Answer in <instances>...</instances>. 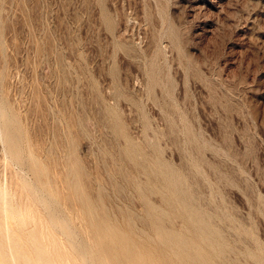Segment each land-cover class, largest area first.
<instances>
[{"label":"rangeland","instance_id":"374dc122","mask_svg":"<svg viewBox=\"0 0 264 264\" xmlns=\"http://www.w3.org/2000/svg\"><path fill=\"white\" fill-rule=\"evenodd\" d=\"M0 99L80 236L264 264V0H0Z\"/></svg>","mask_w":264,"mask_h":264},{"label":"bare ground","instance_id":"6f19581e","mask_svg":"<svg viewBox=\"0 0 264 264\" xmlns=\"http://www.w3.org/2000/svg\"><path fill=\"white\" fill-rule=\"evenodd\" d=\"M3 102L4 101L0 99V140L2 143V154L4 155L3 165L9 167L11 170L8 168L10 172H8L9 174L7 173V176H10L9 182L4 183L6 180L2 177V174L3 176L6 174L1 171L3 167L0 165L1 177L3 178L1 179L0 177V179L3 181L5 180L3 183H1L2 181L0 182V264H147L145 257L134 249L136 245L132 243L130 237L125 232L116 229L113 230L112 227L103 224L101 226L94 221L92 216L93 213L91 214L90 212L89 214V222H91V226L93 227L95 238L80 236L73 226L60 214V209H58L56 205L59 202H57L55 190L50 181L51 177L49 178V174L45 173L43 170L44 167L40 164L37 155L31 151H28L26 154L21 151L17 141V135L12 126L10 111ZM39 155L40 154H38V156ZM82 168L84 167L82 166ZM81 171L82 170H80V172ZM30 172H38L45 175L47 182L38 176L32 180L33 178L29 176V174H31ZM60 184L62 185V183ZM72 185L75 195L82 199L83 197L79 194L76 183H72ZM107 210L108 209H106V211ZM186 211L191 219L200 220L201 222H197L196 224L202 227V220L197 214L189 209L188 206H186ZM108 212L110 213V211ZM96 213L95 215H97ZM135 215L136 214H134V216ZM134 220L132 219L131 222ZM168 222H170V220ZM134 224L136 225V223H133V226ZM178 228L179 227L176 229ZM139 230L145 231V229H141V227ZM87 232H89V230H87ZM199 233L203 234L206 233V231L200 229ZM159 235L162 243L170 244L178 258L182 259L184 257L183 253L187 250V243L181 236L176 235L173 239L171 233L164 231H160ZM139 238L141 239V237ZM206 239L209 241L208 238ZM155 240L154 238V241ZM166 249H168V247ZM161 250H163V248ZM152 253L154 252L152 251ZM202 254L203 253L200 252L199 249H195L196 256L194 255L195 257L192 258L193 263L197 264V262H200L202 264H208L207 259ZM213 262L215 263V261ZM220 262L222 263V261Z\"/></svg>","mask_w":264,"mask_h":264}]
</instances>
